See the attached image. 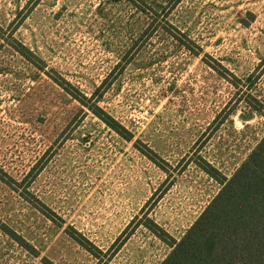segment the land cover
Returning <instances> with one entry per match:
<instances>
[{"label": "rangeland", "instance_id": "obj_1", "mask_svg": "<svg viewBox=\"0 0 264 264\" xmlns=\"http://www.w3.org/2000/svg\"><path fill=\"white\" fill-rule=\"evenodd\" d=\"M263 136L264 0H0V264H160Z\"/></svg>", "mask_w": 264, "mask_h": 264}, {"label": "trees", "instance_id": "obj_2", "mask_svg": "<svg viewBox=\"0 0 264 264\" xmlns=\"http://www.w3.org/2000/svg\"><path fill=\"white\" fill-rule=\"evenodd\" d=\"M198 165L220 189L179 240L163 232L171 251L160 264H264V136L230 177Z\"/></svg>", "mask_w": 264, "mask_h": 264}]
</instances>
